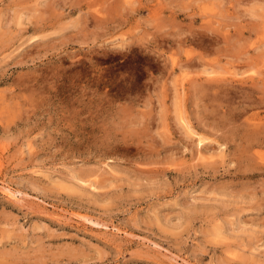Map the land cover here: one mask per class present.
<instances>
[{
    "label": "rangeland",
    "instance_id": "374dc122",
    "mask_svg": "<svg viewBox=\"0 0 264 264\" xmlns=\"http://www.w3.org/2000/svg\"><path fill=\"white\" fill-rule=\"evenodd\" d=\"M0 264H264V0H0Z\"/></svg>",
    "mask_w": 264,
    "mask_h": 264
},
{
    "label": "bare ground",
    "instance_id": "6f19581e",
    "mask_svg": "<svg viewBox=\"0 0 264 264\" xmlns=\"http://www.w3.org/2000/svg\"><path fill=\"white\" fill-rule=\"evenodd\" d=\"M203 141V140H202ZM84 185V184H83ZM96 186V185H95Z\"/></svg>",
    "mask_w": 264,
    "mask_h": 264
}]
</instances>
